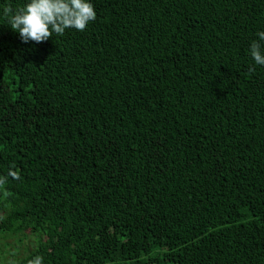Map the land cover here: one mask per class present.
Wrapping results in <instances>:
<instances>
[{"label": "trees", "instance_id": "trees-1", "mask_svg": "<svg viewBox=\"0 0 264 264\" xmlns=\"http://www.w3.org/2000/svg\"><path fill=\"white\" fill-rule=\"evenodd\" d=\"M27 2L0 0V264H264V0H91L43 43L3 16Z\"/></svg>", "mask_w": 264, "mask_h": 264}, {"label": "clouds", "instance_id": "clouds-1", "mask_svg": "<svg viewBox=\"0 0 264 264\" xmlns=\"http://www.w3.org/2000/svg\"><path fill=\"white\" fill-rule=\"evenodd\" d=\"M3 16L23 42L43 43L53 37V33L63 35L69 28L84 31L96 19L97 13L91 0H28L15 10L10 5L5 6ZM257 36L259 39L251 42L249 53L255 65L264 66V31L258 32ZM248 70L252 73L255 67L249 66ZM8 177L20 179L14 165L6 175L0 176V187L7 183ZM27 264H43V257L37 255Z\"/></svg>", "mask_w": 264, "mask_h": 264}, {"label": "rangeland", "instance_id": "rangeland-1", "mask_svg": "<svg viewBox=\"0 0 264 264\" xmlns=\"http://www.w3.org/2000/svg\"><path fill=\"white\" fill-rule=\"evenodd\" d=\"M10 240H11V238L8 241H10Z\"/></svg>", "mask_w": 264, "mask_h": 264}]
</instances>
